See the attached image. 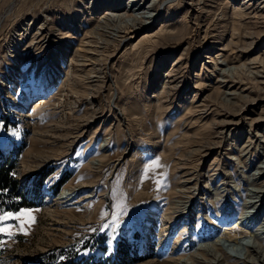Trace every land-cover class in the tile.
I'll list each match as a JSON object with an SVG mask.
<instances>
[{
    "label": "rangeland",
    "instance_id": "obj_1",
    "mask_svg": "<svg viewBox=\"0 0 264 264\" xmlns=\"http://www.w3.org/2000/svg\"><path fill=\"white\" fill-rule=\"evenodd\" d=\"M247 1L173 0L154 43L119 44L107 27L130 20L107 17L163 0H0V158L21 149L35 205L0 221V264L164 262L238 220L264 167V0Z\"/></svg>",
    "mask_w": 264,
    "mask_h": 264
},
{
    "label": "bare ground",
    "instance_id": "obj_2",
    "mask_svg": "<svg viewBox=\"0 0 264 264\" xmlns=\"http://www.w3.org/2000/svg\"><path fill=\"white\" fill-rule=\"evenodd\" d=\"M176 1H178V0H176ZM250 1L251 0H248L246 3L245 2L244 3L247 5V3H249ZM118 2L114 3V5L110 4V6H109L110 8L108 7L106 10L110 11V10H112L111 8H119V5H117ZM165 2H167V3L165 5H163V3H165ZM172 2H173V0H163L162 3L158 2V5H157L156 9L154 10V13H156V14L148 16V17L144 16V15H142V16L136 15L134 13H131L132 12L131 10L127 11V9H124L123 15L120 14L116 17L113 16L114 18L110 17V16H108V17L106 16L108 18L107 19L108 23H114V22H115V24L120 23L121 21H124L126 18L128 20H130V22L128 21V23L125 24V27L123 30H117L116 29L117 24L116 25L111 24L110 26L107 27V29H109L111 31V33L109 31L110 34L115 33L112 36H114L115 38H118V42H120L119 44L124 43L125 40L123 38H126L130 34H131V36H129V39L133 38L132 35L138 33L142 29L147 31V32L141 34L140 38L143 39L142 41L154 43L155 41H152V38H156V40H157V38H159V35H162V33H160V34L154 33V32L151 33L150 28L153 25L157 24L156 22L160 23V21L162 20L164 7L165 6L170 7L171 4H173ZM234 8H235V11H234L233 19L235 21H237L238 18L242 17L244 10L242 9L243 8L242 6H238V7L236 6ZM161 10H163V11L160 12ZM111 18H113V19H111ZM144 18L145 19L149 18V21L151 18V21H150V23L147 24V26H143V24H142V23H144V20H143ZM237 27L238 26H235V29L234 28L233 29L236 30ZM118 29H120V28H118ZM162 30H163V25L160 27V29L158 31H162ZM41 102L42 101H40L38 104H40ZM238 113H239V111H238ZM105 146H106V141H104L101 144L102 149H104ZM92 163L96 165L98 163V161L95 160V161H92ZM259 166H261V168L258 167V170L256 169L257 170L256 173L253 172L254 173V175L252 174L253 176L257 175L259 177L261 172H263V170H264L263 163H261V165H259ZM253 176H252V178H250V181L248 182V183H250V185L247 188V199L245 201V204L243 205L244 207L242 206L244 211H241V215L239 216L237 221L222 225L219 229L220 233H219L218 237L214 238L210 242L200 244L196 248V250L188 257H186V256H185V258L178 257V258H175L174 260H166L164 262H156L155 263L154 261H152V262H144V263L142 262L139 264H264V245H263V242H264V216L263 217L261 216L262 217L261 219L259 217L260 213L264 209V204H263L264 203V184H262L259 187L256 186V184L254 183L255 181L252 182V179H254L256 176L255 177H253ZM248 180H249V178H248ZM185 188H187V187H185ZM64 190L69 192V193H67L68 195H66V197H68L72 194L70 191L71 189H64ZM186 190H188V189H185V191ZM104 196H105V194H104ZM170 206H171V204H170ZM189 206H190L189 202H187L185 200L184 201H180V200L178 201L177 200L174 204V207H172L170 209L173 212V213L172 212L171 213L174 215V217L172 216V218L182 219L186 215V211L189 209ZM149 216H151L152 220H154V218H157L164 231H165V228L167 227V225L170 223V217L171 216H169V214L166 212H164L160 215L152 212V213H150ZM245 224L250 225L253 229H251V230L248 229V227H246ZM246 235L251 237L252 240H251V242L249 240L250 243L245 242L244 239H242V237L246 236ZM226 243H228V244L233 243L234 246H231V245L226 246ZM230 261H232V262H230Z\"/></svg>",
    "mask_w": 264,
    "mask_h": 264
},
{
    "label": "trees",
    "instance_id": "obj_3",
    "mask_svg": "<svg viewBox=\"0 0 264 264\" xmlns=\"http://www.w3.org/2000/svg\"><path fill=\"white\" fill-rule=\"evenodd\" d=\"M20 153L21 149L18 148L13 151L14 157L11 158L9 154L0 158V215L35 206L32 201L26 199L15 178ZM65 179L66 177L61 182Z\"/></svg>",
    "mask_w": 264,
    "mask_h": 264
},
{
    "label": "snow or ice",
    "instance_id": "obj_4",
    "mask_svg": "<svg viewBox=\"0 0 264 264\" xmlns=\"http://www.w3.org/2000/svg\"><path fill=\"white\" fill-rule=\"evenodd\" d=\"M25 216L29 217V221H30V213H27V212H22V213H20L19 216H14L13 214L8 213L6 215L0 216V221H7V220H10V219L20 220V219H22ZM113 223H115V219H114ZM22 227H23V224H21V228ZM106 227H107V225H106ZM0 232H7L9 235H11V231H10L9 228H0Z\"/></svg>",
    "mask_w": 264,
    "mask_h": 264
}]
</instances>
